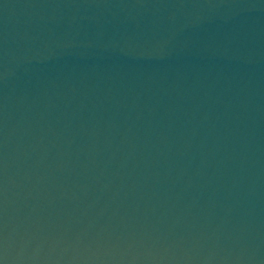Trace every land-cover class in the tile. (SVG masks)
Here are the masks:
<instances>
[{
  "label": "water",
  "instance_id": "obj_1",
  "mask_svg": "<svg viewBox=\"0 0 264 264\" xmlns=\"http://www.w3.org/2000/svg\"><path fill=\"white\" fill-rule=\"evenodd\" d=\"M2 264H264V0H0Z\"/></svg>",
  "mask_w": 264,
  "mask_h": 264
},
{
  "label": "snow or ice",
  "instance_id": "obj_2",
  "mask_svg": "<svg viewBox=\"0 0 264 264\" xmlns=\"http://www.w3.org/2000/svg\"><path fill=\"white\" fill-rule=\"evenodd\" d=\"M0 264H2V262H0Z\"/></svg>",
  "mask_w": 264,
  "mask_h": 264
}]
</instances>
